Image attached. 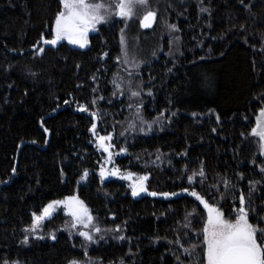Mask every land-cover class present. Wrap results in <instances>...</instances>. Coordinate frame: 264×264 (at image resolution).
Segmentation results:
<instances>
[{"label":"trees","instance_id":"16d2710c","mask_svg":"<svg viewBox=\"0 0 264 264\" xmlns=\"http://www.w3.org/2000/svg\"><path fill=\"white\" fill-rule=\"evenodd\" d=\"M59 10V0H0V264H177L174 253L196 264L182 248L202 240L207 214L186 187L231 220L252 187L264 217V157L250 134L264 107V0H149L131 19L112 17L85 50L43 45ZM149 10L156 17L142 28ZM92 112L97 131L113 135L119 170L178 195L134 199L122 183H101ZM85 170L77 195L101 229L93 241L59 212L40 232L25 231L33 213L75 193ZM178 237L182 247L169 243Z\"/></svg>","mask_w":264,"mask_h":264},{"label":"snow or ice","instance_id":"6c2138e0","mask_svg":"<svg viewBox=\"0 0 264 264\" xmlns=\"http://www.w3.org/2000/svg\"><path fill=\"white\" fill-rule=\"evenodd\" d=\"M61 5V10H59L55 16L54 24L51 27L54 38L51 40H44V43L55 45L60 39H67L70 44L79 45V47L84 48L88 43L87 35L90 30H96V25L103 24L107 22L111 17L118 16L123 19H131L135 15L137 8L148 7L149 0H59ZM243 3V0H241ZM201 11H207V9H201ZM156 17V13L153 11H147L140 20V26L142 28H149L152 26V22ZM168 27L173 31H179L176 25H168ZM123 33V29L121 30ZM43 39V36H42ZM178 39V37H177ZM125 41L123 35L121 36L122 54L127 55L126 49L124 47ZM42 50V49H41ZM127 62V60H125ZM136 66V65H134ZM131 75V73H129ZM117 91L120 90V84L113 81ZM131 85V81H129ZM93 91H96L93 89ZM149 90L148 95H151ZM115 95V93H113ZM140 95L139 91H131L132 97H137ZM260 98L264 100V93L260 94ZM102 99V98H101ZM68 103V101H65ZM93 104L96 103L95 100L92 101ZM131 107V105H129ZM80 111H88V109L80 105ZM139 112V108L137 109ZM90 115L93 118V123L90 132L94 136H97V124L95 120L98 118L97 113L92 112ZM163 112L160 113L162 117ZM175 115V113H173ZM195 115V114H193ZM219 119V117H217ZM141 123L144 121L141 119ZM159 123V117L154 119L148 124V128L151 129L152 124ZM129 127H134L130 124ZM47 131V129H45ZM141 131H144L141 128ZM251 135L259 138V148L260 154L264 155V107L259 110V115L257 118L256 126L251 129ZM123 135V133H121ZM112 140V134L108 135H98L96 140L97 145L107 153L106 163H111L113 160V153L110 148L113 147L112 144L106 143ZM35 143V141H33ZM127 149L120 148V152H126ZM159 159V156L157 157ZM15 171V169H13ZM264 172V167L261 168ZM87 170H85L83 176H87ZM119 174V169H113L111 171H106L103 167L100 169V177L103 179L106 175L116 176ZM199 175L200 177H205V172L201 169L198 173L194 172L193 175L188 176L189 185L193 183V177ZM83 178V177H82ZM122 179H132V174L121 176ZM148 179L147 176H141L138 181L131 185L132 195L137 196L140 192H145L144 181ZM201 186L204 184V180L200 181ZM225 188L227 189L230 181L223 179ZM258 182L250 181V185H254ZM211 187H215L212 185ZM254 189L250 187L248 196H245L241 192L239 195V207L234 208L233 212L235 219H225L224 214L219 210V207L210 204L203 195L199 194L195 188L191 190L186 187L182 191L188 193L190 196L194 197L195 200L199 201L203 205L204 209L207 211V219L203 223V227L200 230L199 236L202 234V240L197 243H193L188 248H182L184 254L189 257H195L196 264H264V227H260V222L264 221V217H260L257 214V209L251 206V192ZM150 196L161 195L165 198L169 196H176L177 193L172 192H148ZM221 198L223 199V193H221ZM63 205L68 213L73 218V223L71 227H76L79 223L84 227H87L92 223L93 217L91 216L88 208L84 205L82 201L76 196H67L63 200H54L43 207L42 214L37 215L33 213V220L30 231L35 232L40 222L52 214L53 209L58 206ZM196 209L193 212L188 213L185 220L188 221L183 225L184 228H188L191 221L188 220L189 216H193ZM251 216L257 217V223L253 224L249 222ZM94 227V231L99 233L101 229L99 227ZM25 231H29L26 229ZM114 231H119V226ZM80 236L84 237L85 240L93 241V236L88 232L81 231ZM187 236L188 233H185ZM102 238V237H101ZM28 237L25 236V243ZM119 239H124L123 236ZM169 243H175L176 245H181V240L178 237L175 241H169ZM197 249L202 252V257L197 255ZM177 264H183L180 255L175 254ZM7 264V262H5ZM15 264V262H14ZM69 264H77V261H70Z\"/></svg>","mask_w":264,"mask_h":264},{"label":"rangeland","instance_id":"374dc122","mask_svg":"<svg viewBox=\"0 0 264 264\" xmlns=\"http://www.w3.org/2000/svg\"><path fill=\"white\" fill-rule=\"evenodd\" d=\"M113 17H114V16H113ZM111 18H112V17H111ZM111 18H110V19H111ZM115 18H116V20H128V19L120 18V17H118V16H115ZM110 19H109V20H110ZM54 20H55V19H54ZM109 20H108L107 22L103 23V24H98V25H96V30H94V31H93V30H90V31L88 32V35H87L88 43L86 44V46H85L84 48H81V47H79V45H76V44H70L66 38H65V39H60V40H58L57 43H56L55 45L46 44V43H44V40H42V43H43L44 46H48V47H52V48H56V47H58V46L61 45V44H66L67 46H69V47H71V48H74V49L85 50V49H87L88 46H89V37H90V35L95 34V33L98 31V29H99L101 26L107 24V23L109 22ZM53 24H54V22H53ZM53 38H54V36H53V33H52L51 38L48 39V40H51V39H53ZM258 115H259V113H258ZM258 115H257V117H256V122H257ZM256 122H255V126H256ZM95 123L97 124L96 121H95ZM255 126H254V127H255ZM96 131H97V129H96ZM98 135H101L98 131H97V136H94L93 133L91 132L93 146H94V147L96 148V150H97L98 152H100V153L102 154V156H103V157H102V162H101V164H100V166H99V169H98V171H97V177H98V179L100 180L101 183H106V182H109V181H114V182L122 183V184L126 185L128 191H129V193H130V196H131L132 198H134V199H138V198H140V197H156V198H163V199L165 198V197H163V196H161V195L150 196V195H148V192H151V191H149V190H147V191H145V192H140L139 195H137V196H133V195H132L131 185H132L134 182L138 181L139 178L141 177V175H137V174H135V173L124 172V171L119 170V174H118V175H116V176L106 175L103 179H101V177H100V169H101V167H103L106 171H111V170H113V169H119V168H118L117 165L115 164L116 153H114V151H113V147L110 148V151L113 153V160H112L111 163H106V160H107V153H105V152L103 151V149L100 148V147L97 145V143H96V140L98 139ZM106 135H108V134H106ZM254 137H255V136H254ZM256 138H257L258 141H259V138H258V137H256ZM112 139H113V135H112ZM106 143H110V144H112V140H111V141H108V142H106ZM112 145H113V144H112ZM260 155H261V154H260ZM261 156L264 157V155H261ZM129 173L132 174V179L129 180V179H122V178H121V176L127 175V174H129ZM85 182H86V177L84 176L83 178H81V179L78 181V183H77V185H76L77 187L75 188V193L72 194V195H69V196H76V197H78V195H77V189H78V186L84 184ZM144 185H145V188H146V181H144ZM146 189H147V188H146ZM177 195H178V194H177ZM66 197H67V196H66ZM169 197H172V196H169ZM169 197H167V198H169ZM64 198H65V197H64ZM64 198L57 199V200H63ZM78 199H79V198H78ZM79 200H80V199H79ZM51 202H52V201H51ZM49 203H50V202H49ZM49 203H48V204H49ZM46 205H47V204H46ZM46 205H45V206H46ZM42 210H43V208L41 209V211H40L37 215H41V214H42ZM58 212H59V213H62L63 215H65V216H67V217H69V218L73 221V218H72V216L68 213V210L65 209V208L63 207V205H58V206H56V207L53 209L52 214H51L50 216L45 217V218L40 222V225L37 227V229L35 230V232H37V231L40 232L43 223H44L47 219H49L50 217H52L53 215H55V214L58 213ZM32 220H33V218H32ZM76 228H79V230H81V231L88 232V233H89L90 235H92V236H93V234L95 233V231H94V227H93V220H92V223L89 224L87 227H84L83 225H81V224L78 223V224L76 225ZM30 229H31V228H30ZM30 229H29V230H30Z\"/></svg>","mask_w":264,"mask_h":264},{"label":"water","instance_id":"95a60500","mask_svg":"<svg viewBox=\"0 0 264 264\" xmlns=\"http://www.w3.org/2000/svg\"><path fill=\"white\" fill-rule=\"evenodd\" d=\"M199 202V201H198ZM201 205V204H200ZM202 206V208L204 209V207H203V205H201ZM204 211L206 212V214H207V211H206V209H204Z\"/></svg>","mask_w":264,"mask_h":264}]
</instances>
